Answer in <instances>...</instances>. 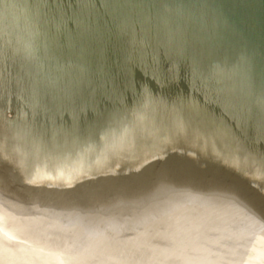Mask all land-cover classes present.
I'll list each match as a JSON object with an SVG mask.
<instances>
[{"label": "bare ground", "instance_id": "1", "mask_svg": "<svg viewBox=\"0 0 264 264\" xmlns=\"http://www.w3.org/2000/svg\"><path fill=\"white\" fill-rule=\"evenodd\" d=\"M17 1L0 0V23L6 19L17 21L7 25L8 33L23 39L22 45H9L15 39L0 32V60L6 67L1 76H9L25 94L32 93L37 99L31 100L33 121L29 116L24 118L23 129L17 122L12 128L0 127V147L5 146L6 151L11 149L14 154L7 160L8 170L0 171V183L24 179L29 185L30 170L45 168L41 171L50 174L33 176L37 177L36 184L53 186L56 190L65 188L64 184L72 180L91 185L101 172L96 167H108L105 163L93 164L97 157L105 162L104 147L111 143L110 150L116 149L122 127L127 128L125 123H134L132 129L128 128L130 131H124L126 138L133 141L139 127L147 124L142 118L144 108L150 105L156 112V106L165 99L158 88L175 85L184 78V84L189 83L185 96L190 99V108L185 111L177 103L176 114L167 113L170 125L178 115H182L185 126L194 124L192 112L197 114L195 124L221 123V140H229L230 150L210 174L206 173L208 167L201 164L203 159L196 156L188 162L195 165L189 171L195 172L176 175L172 186L166 189L165 199L155 202L159 206L150 216L151 223L162 221L167 227L173 223L175 228L156 240L162 259L159 261L264 264V20L259 14L261 8L264 11V0H59L58 4L57 0H51L47 5L37 0L45 9L42 16L38 12L37 26L41 31L27 25L28 17L21 4L24 0ZM5 6L13 9L4 10ZM92 21L100 29L91 28ZM223 26L232 30L225 50L220 46ZM65 34L97 40L99 44L84 42L85 53L78 59H67L59 51V55L51 53L47 42L53 41L47 35ZM163 40H168L173 54L174 61L171 59L169 65L177 72L174 78L168 77L164 71L167 64L161 61L163 56L171 55L155 52L164 44ZM29 44L33 45L28 54L31 60L25 58L22 49ZM247 54L257 59L254 66L259 67L250 72L252 82L242 74L247 67L244 64ZM43 69L42 79L39 71ZM5 86L8 85L0 86L1 93ZM28 86L33 90L29 91ZM123 87L133 91L137 108H132L127 99H121L123 108L114 102ZM39 88L41 92L37 93ZM5 90L11 93V89ZM223 101L233 107L229 118L221 114ZM107 110L111 118L101 129L111 134L112 139L106 136V142L104 139L93 150V141L100 137L94 126L95 116ZM159 115L161 112H156L151 120L157 121ZM215 115H219L218 120ZM241 134L246 136L242 135L237 144ZM78 140L87 147L77 149ZM233 140L237 144L234 149ZM128 147L127 143L125 148ZM101 148V155L95 153ZM195 153L193 148L186 147L180 155ZM70 155L73 160L68 161ZM151 157V151L145 153L140 162ZM30 164V168H25L24 165ZM124 165L137 175L132 161ZM49 167L57 171L52 173ZM71 197L69 192L68 199ZM54 215L59 216L55 212ZM126 224L130 228L139 225L137 221ZM69 225L66 224L64 233L71 235ZM126 229L119 227L114 232L122 234ZM145 246L148 249L145 264L156 263L154 249Z\"/></svg>", "mask_w": 264, "mask_h": 264}, {"label": "water", "instance_id": "2", "mask_svg": "<svg viewBox=\"0 0 264 264\" xmlns=\"http://www.w3.org/2000/svg\"><path fill=\"white\" fill-rule=\"evenodd\" d=\"M10 1L18 2L17 0ZM48 1L51 0H43L46 5ZM57 1L58 4L59 0ZM21 4L28 17L27 25H32L35 31H41V28L37 26L40 24L38 12L42 16L45 9L39 6L37 0H24ZM6 9L13 8L5 6L4 10ZM259 14L264 20L263 8H261ZM14 22L17 21L6 19V22H3L2 20L0 23L1 34H7L9 32L7 25H14ZM90 24L92 25L91 28L100 29L97 22L93 23L92 21ZM93 24L95 25L93 26ZM226 29L220 37L222 50L226 49L225 44L229 41L232 31L229 30V32ZM10 33L8 34L15 41L9 43V45L21 44L20 40L23 39H20L15 33ZM132 34L131 40L133 41L135 40L133 31ZM47 36L53 41V43L47 42L51 53L53 51V54L59 55V51L63 56H67V59L80 58L85 53L84 42L93 46L99 44L97 40L92 42L87 39L76 38L73 34ZM31 46L33 45L22 46L25 58L30 60L28 54L32 51ZM7 48L11 49L9 46ZM155 52L171 55V57L163 56L161 61L167 64L168 68L164 71L168 74V77L172 76L174 78L177 72H174V69H171L169 65V62L174 61V58L168 40L164 41V44H161ZM34 54L41 56L39 52ZM246 57L247 60L244 61V64L247 67L242 74L252 82L253 77L250 76V72L259 69V67L254 66L257 59L255 60L250 54H247ZM179 58L184 57L180 56ZM39 72L43 79L45 70ZM1 75L0 86L8 85L5 86V89H11V93L8 94L4 88H2L4 89L2 93L0 92V105H2L0 108V127L4 125L6 128H12L17 122L18 127L23 129L24 118L29 116L30 121H33L30 113L34 101L31 103V100L37 99V97H32V93L25 94L26 92L17 87L18 84H14L15 82H12L9 76ZM183 79H179L175 85H164L158 88L165 99L156 106V112H161L157 121L151 120L156 112L155 108L149 105L146 109L144 108L142 113V118L147 120V124L144 127H139L140 129L136 131L137 134L134 136L133 141L126 138L124 131H130L134 127V123H125L127 128L122 127V138L117 142L118 146L114 149L116 152L110 150L111 143L104 147L105 162L101 161V157H97L93 164L97 166L100 163H105L108 167H96L101 172L91 185L72 180L69 181V184H64L65 188L56 190L53 186L51 188L46 184H36L37 174L48 173L41 171L45 168L30 170L31 172L28 173L29 185L26 184L24 179L22 182L11 179L1 181L3 183H0V264H145L148 253L145 245H151L154 249L156 262L154 264H167L164 261H159L162 259L158 253L159 246L156 245V240H159L158 236L160 234L175 228H173V223L170 227H167L162 221L155 222V225L151 223L150 216L155 214L153 211L159 206L155 202L159 198L165 199L167 196L166 189L168 185L172 186V179L176 175L182 176L181 174L186 172L190 175L195 172V170L189 171L195 165H189L188 162L196 156L203 159L201 164L208 167L206 173L210 174L216 170V163H222L224 153L230 150L227 145L229 140H221L222 134L219 131L221 123L217 124L213 121L214 123L195 124L197 114L192 112L190 115L194 116V124L185 126L186 124L182 123V115H178L175 122L170 125V118L167 113H172L174 116L177 103L185 111L190 108V99L185 96L188 91L186 84L189 83L184 84ZM28 87L29 91L33 90L32 86ZM13 88L16 90H13ZM38 92H41L40 88L37 90ZM243 93L239 91V94ZM24 97H27V101L24 100ZM121 99L129 100L131 107L137 108L138 100H134L132 90L123 87L121 94L114 97V102L118 104L119 108H123ZM35 101L40 102V100ZM57 104L59 103H55V105ZM221 104L222 116L229 118L231 114L229 110H232L233 107L225 101ZM29 105L30 107H28ZM26 109H28V112H25ZM59 109L62 111L61 108ZM109 112L107 110L95 116L94 126L98 128L100 137L96 141L92 140L94 143L93 150L100 147L99 145L102 144L106 136L112 139L111 134L108 135L101 129L111 118ZM34 117H36L35 113ZM218 118L219 115L214 116L215 120H218ZM130 120L135 121V119ZM127 121L129 122V120ZM215 124L218 127L214 126ZM30 131L33 130L28 132ZM196 135H199L200 138H194ZM242 135L246 136V134H241L237 144L243 139L241 138ZM127 143L130 146L128 149L125 148ZM123 144L124 146H122ZM237 144L233 140L232 149L236 148ZM83 147L86 148L87 146L78 140L76 148ZM186 147L193 148L196 153L187 156L180 155ZM0 149V171L2 172L8 170L7 160L12 159L14 154L11 153V149L6 151L5 146L0 147ZM71 150L75 152L73 148ZM150 151L152 157L146 159L145 162H140L142 156ZM95 153L101 155L102 148L96 150ZM70 157L71 155L68 157V161L73 160ZM126 161H132L133 166L137 167V175L134 176L133 171L127 169L124 165ZM53 165L56 167L55 161H53ZM24 166L30 168L31 164ZM49 169L52 173L57 171L54 168L49 167ZM170 177L171 180H169ZM65 179L62 177V180L66 181ZM14 188H17V190L13 191ZM138 189L140 190L138 191ZM15 192H19L21 195ZM69 192L72 197L68 199ZM148 196H150V199H148ZM54 212L59 216L54 215ZM136 217L140 218L136 219ZM133 221H137L139 225L128 227L126 223ZM68 223H71L69 225V228L72 229L71 235L64 233ZM155 226L157 229H155ZM119 227L127 229L122 234L114 232ZM159 231L163 232L159 233ZM148 264L151 263L148 261Z\"/></svg>", "mask_w": 264, "mask_h": 264}, {"label": "snow or ice", "instance_id": "3", "mask_svg": "<svg viewBox=\"0 0 264 264\" xmlns=\"http://www.w3.org/2000/svg\"><path fill=\"white\" fill-rule=\"evenodd\" d=\"M4 70H5V68H4L3 61L0 60V74H2Z\"/></svg>", "mask_w": 264, "mask_h": 264}]
</instances>
